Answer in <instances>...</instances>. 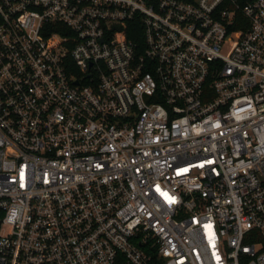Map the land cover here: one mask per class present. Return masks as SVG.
<instances>
[{"label": "built area", "instance_id": "2783aa9c", "mask_svg": "<svg viewBox=\"0 0 264 264\" xmlns=\"http://www.w3.org/2000/svg\"><path fill=\"white\" fill-rule=\"evenodd\" d=\"M0 264H264V0H0Z\"/></svg>", "mask_w": 264, "mask_h": 264}, {"label": "trees", "instance_id": "16d2710c", "mask_svg": "<svg viewBox=\"0 0 264 264\" xmlns=\"http://www.w3.org/2000/svg\"><path fill=\"white\" fill-rule=\"evenodd\" d=\"M136 29H137V31H138V33L140 32V37H138V35L136 36H133V34H131V35H129L130 37H132L135 41H138V42H140L141 40H142V37H141V26H139L138 28L136 27ZM140 29V30H139Z\"/></svg>", "mask_w": 264, "mask_h": 264}]
</instances>
